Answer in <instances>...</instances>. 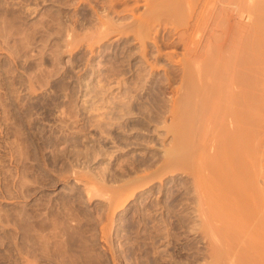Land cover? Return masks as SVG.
Segmentation results:
<instances>
[{
	"label": "rangeland",
	"instance_id": "1",
	"mask_svg": "<svg viewBox=\"0 0 264 264\" xmlns=\"http://www.w3.org/2000/svg\"><path fill=\"white\" fill-rule=\"evenodd\" d=\"M116 1L0 0V264L206 263L194 176L165 154L183 47L157 24L177 61H155L147 1Z\"/></svg>",
	"mask_w": 264,
	"mask_h": 264
},
{
	"label": "bare ground",
	"instance_id": "2",
	"mask_svg": "<svg viewBox=\"0 0 264 264\" xmlns=\"http://www.w3.org/2000/svg\"><path fill=\"white\" fill-rule=\"evenodd\" d=\"M146 1L155 61L176 60L162 53L157 24L173 27L184 50L185 110L170 98L184 126L174 124L165 154L194 176L205 264H264V0Z\"/></svg>",
	"mask_w": 264,
	"mask_h": 264
}]
</instances>
